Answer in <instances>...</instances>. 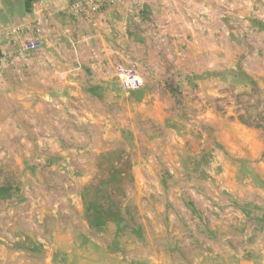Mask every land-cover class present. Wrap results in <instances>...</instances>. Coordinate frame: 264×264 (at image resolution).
<instances>
[{
    "label": "rangeland",
    "instance_id": "1",
    "mask_svg": "<svg viewBox=\"0 0 264 264\" xmlns=\"http://www.w3.org/2000/svg\"><path fill=\"white\" fill-rule=\"evenodd\" d=\"M197 1L111 67L90 24L0 56V264H264V0Z\"/></svg>",
    "mask_w": 264,
    "mask_h": 264
},
{
    "label": "crops",
    "instance_id": "2",
    "mask_svg": "<svg viewBox=\"0 0 264 264\" xmlns=\"http://www.w3.org/2000/svg\"><path fill=\"white\" fill-rule=\"evenodd\" d=\"M84 2L85 0H0V56L4 55L5 69L7 66L10 67L7 59L13 55L16 47H23L21 50L24 53L28 50L25 49V44H29L30 40L36 43L29 51L30 53L36 51L39 54L37 65L40 66L43 63V69L51 64L55 70L54 64L60 63V59L65 58L62 55L70 58L68 68H79L77 65L82 63V49L79 41L72 40L69 47L58 46L51 42L84 32L87 27L90 28L84 15L77 13L74 9L77 4ZM102 2L104 11L99 17L98 24L93 27L95 31L92 34L93 31L90 28L92 32L84 34V39L89 41L91 38V42L94 38L100 39L101 45L94 48L93 52L101 55L102 62L111 67L113 60L110 56L114 49L123 48L120 45H123L126 37L131 36L141 40L144 38L147 41L150 36H181L183 28L180 23L182 24L183 17L186 19L181 4L183 2L197 4L198 1L102 0ZM37 18L45 21V31L42 36H36L26 29L28 24ZM109 37H115V40L109 41ZM25 41L27 43H24ZM74 47H77L80 52L78 56L74 52ZM136 51L145 52L142 45H139ZM71 54L75 56L73 62H71ZM31 63L33 62L27 61V64ZM120 65L122 64L115 65L116 72ZM138 73L143 82L142 73L139 70Z\"/></svg>",
    "mask_w": 264,
    "mask_h": 264
},
{
    "label": "built area",
    "instance_id": "3",
    "mask_svg": "<svg viewBox=\"0 0 264 264\" xmlns=\"http://www.w3.org/2000/svg\"><path fill=\"white\" fill-rule=\"evenodd\" d=\"M74 9L77 13L83 14L88 23L92 27H95L98 24L99 17L104 11V3L102 0H85L84 3L77 4ZM26 29L34 33L36 36H42L45 31V21L37 18L28 24ZM28 42H30L28 45L36 43L31 40ZM74 52L77 56L80 53L77 47H74ZM117 73L122 79L124 86L127 88H133L142 83V79L137 69H130L120 65L117 67Z\"/></svg>",
    "mask_w": 264,
    "mask_h": 264
},
{
    "label": "trees",
    "instance_id": "4",
    "mask_svg": "<svg viewBox=\"0 0 264 264\" xmlns=\"http://www.w3.org/2000/svg\"><path fill=\"white\" fill-rule=\"evenodd\" d=\"M104 214H109V212L108 213H102V212L96 211L91 215L88 214L87 219H88L89 224L91 226H94V227H97L99 225H103L104 220H103L102 215L104 216ZM104 219H105V216H104Z\"/></svg>",
    "mask_w": 264,
    "mask_h": 264
}]
</instances>
